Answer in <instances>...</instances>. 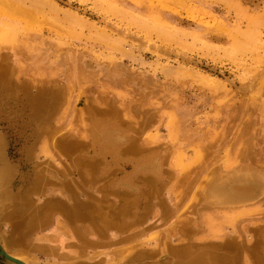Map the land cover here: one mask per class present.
Segmentation results:
<instances>
[{
  "label": "rangeland",
  "instance_id": "rangeland-1",
  "mask_svg": "<svg viewBox=\"0 0 264 264\" xmlns=\"http://www.w3.org/2000/svg\"><path fill=\"white\" fill-rule=\"evenodd\" d=\"M17 1L0 3V246L26 264H264V0Z\"/></svg>",
  "mask_w": 264,
  "mask_h": 264
},
{
  "label": "bare ground",
  "instance_id": "bare-ground-1",
  "mask_svg": "<svg viewBox=\"0 0 264 264\" xmlns=\"http://www.w3.org/2000/svg\"><path fill=\"white\" fill-rule=\"evenodd\" d=\"M11 1L12 0H3V1H1L0 3H2V5H4V7L5 6H11V4L13 5L14 3L16 4V1L14 0V2L13 3H11ZM20 1H22V0H18L17 1V3L18 2H20ZM31 1V0H30ZM33 1H35L32 5H34V6H38V5H40V2H37L38 0H32L31 2H33ZM38 3V4H37ZM37 4V5H36ZM1 5V4H0ZM1 5V7H3ZM18 5H19V3H18ZM18 5H13V6H15V7H13V6H11V7H13L14 9L16 8H18ZM11 7H9L10 9H11ZM22 7V6H21ZM35 7V8H36ZM8 8V9H9ZM12 8V9H13ZM23 8V7H22ZM18 10V9H17ZM20 10H22L21 8H20ZM20 10H18V11H20ZM24 10V9H23ZM111 10H113L111 7H109V11H111ZM25 11V10H24ZM113 12V11H112ZM21 13V12H20ZM114 14H118L117 12H113ZM119 15V14H118ZM134 16H136V15H134ZM127 17H129V19L132 21V23H134V24H136V25H139L143 30H147V27L149 28V29H151V27L150 26H148L147 25V23H145L141 18L142 17H140V16H136V17H133V16H131V15H129V16H127ZM163 32V31H162ZM164 34V33H163ZM167 35L169 36L170 35V33L168 34L167 33ZM166 35V33L164 34V37H165V40H166V42L168 41L167 39H169V37ZM175 35V34H173V33H171V35H170V37H173V36ZM176 36V35H175ZM174 36V37H175ZM163 36H162V38H164ZM176 38V37H175ZM179 38H181V37H178L177 36V39H179ZM214 38V37H213ZM98 39H100V37H98ZM196 39V38H195ZM194 39V41H196ZM198 41V40H197ZM202 41V40H201ZM169 42V41H168ZM206 43H204V45H205ZM121 45V44H120ZM204 48V47H203ZM206 49V48H205ZM124 51V50H123ZM206 77H204V79H205ZM2 79V78H1ZM206 80V82L209 80L208 78H206L205 79ZM205 80H204V83H205ZM210 80H212V79H210ZM201 81V80H200ZM202 83H203V81H201ZM200 82V83H201ZM216 82H217V84H216ZM208 83H210L209 85L210 86H208L207 84ZM213 83H215L216 84V86H215V84L213 85ZM212 84H211V82H207V83H205V84H203V85H205V86H207V88H211L212 86H215L216 88L218 87L217 85H219L218 84V81H214ZM212 85V86H211ZM221 86V84L219 85V87ZM12 88H13V86H12ZM213 88V87H212ZM221 88H222V86H221ZM4 89V88H3ZM218 89V88H217ZM11 91V90H10ZM6 92H7V90H6ZM42 94H40V96H38L40 99L39 100H41L43 103H40V108H44V107H48V102H45L46 101V97H43V96H41ZM2 96V95H1ZM1 98V97H0ZM3 98V97H2ZM11 98H13V97H11ZM30 98V97H29ZM50 98H53V97H50ZM5 99H6V96H5ZM4 99V101H6ZM23 99V98H22ZM22 99H21V101H22ZM31 99L32 98H30V100L29 101H31ZM48 99H49V97H48ZM38 100V101H39ZM3 101V100H2ZM14 101V100H13ZM8 102V101H7ZM27 102V101H26ZM33 102V101H32ZM31 102V103H32ZM35 102V101H34ZM0 103H2V102H0ZM45 103H47V104H45ZM5 104V103H4ZM4 106V105H3ZM26 106H28V105H26ZM33 106H34V104H33ZM37 106V105H36ZM36 106H34V107H36ZM38 106H39V104H38ZM31 107V106H30ZM53 108V107H52ZM31 109V108H30ZM36 110H38V108H36ZM6 112H7V110H6ZM41 112H42V110H41ZM44 112V111H43ZM34 113V112H33ZM45 116H46V114H45ZM44 116V117H45ZM95 117V116H94ZM11 118V117H10ZM32 118V117H31ZM46 118V117H45ZM96 118V117H95ZM101 118V117H100ZM105 118V117H104ZM16 119V118H15ZM111 120V119H110ZM97 121V120H96ZM100 121V120H99ZM98 121V122H99ZM35 122V121H34ZM40 123V122H39ZM111 123V122H110ZM102 124H103V122H102ZM105 125H106V123H105ZM116 125V124H115ZM118 125V124H117ZM112 126V125H111ZM39 127V126H38ZM104 127V126H103ZM120 127V126H119ZM111 129V128H110ZM37 129H35V131H36ZM101 130V129H100ZM113 131V130H112ZM121 131V130H120ZM97 132V131H96ZM100 133V132H99ZM105 133H107L106 131H105ZM104 133V134H105ZM115 133V132H114ZM109 134H111V133H109ZM119 136V135H118ZM111 137H112V135H111ZM108 138V137H107ZM120 138H121V136H120ZM123 138H125V137H123ZM114 139V138H113ZM127 139V138H126ZM94 140H95V138H94ZM97 141H98V139H97ZM125 141V140H124ZM128 141V140H127ZM117 142H115L114 144H116ZM125 143V142H124ZM113 144V145H114ZM126 145H127V142L125 143ZM110 145H112V144H110ZM112 145V146H113ZM118 145V144H117ZM121 145V144H120ZM101 149V148H100ZM107 150H109V149H107ZM134 150V149H133ZM119 153V152H118ZM112 154V153H111ZM152 156H153V154H152ZM116 157V156H115ZM156 157V156H155ZM129 158H131V157H129ZM145 159L147 158V157H144ZM140 159V158H139ZM144 159V160H145ZM133 160H134V158H133ZM143 160V159H142ZM151 160V159H150ZM149 160V161H150ZM147 161V160H146ZM134 162V161H133ZM152 162V161H151ZM139 164V163H138ZM147 164H148V162H147ZM234 164V163H233ZM149 165V164H148ZM157 166V165H156ZM136 167V166H135ZM144 167V166H143ZM147 167V166H146ZM140 169V168H139ZM148 169L150 170V169H154L153 167L152 168H149L148 167ZM145 170V169H144ZM146 171V170H145ZM156 171V170H155ZM136 173V172H135ZM155 173V172H154ZM138 174V173H137ZM142 174H144V172L142 173ZM139 175H141V174H139ZM148 175V174H147ZM135 177H136V175H135ZM131 178H133V177H131ZM131 178H130V180H131ZM2 179V176H0V180ZM129 181V180H128ZM1 182V181H0ZM131 182V181H130ZM133 183V182H132ZM129 183H127V185H128ZM126 185V184H125ZM257 185V183L255 182V180H254V178L253 179H243V180H240V179H235V180H231V181H229V182H227V183H225L224 185H222L221 187H220V189L222 190V191H225L226 193H228L229 195H235V194H237V195H240L241 193H245V192H248V191H251L252 190V188L254 187V186H256ZM132 186V185H131ZM129 188V187H128ZM132 188V187H131ZM258 192V191H257ZM251 193V192H250ZM253 193V192H252ZM20 194V193H19ZM226 197L228 198V195H226ZM233 199V198H232ZM232 202V201H231ZM230 202V203H231ZM24 204V203H23ZM22 206H24V205H22ZM23 208V207H22ZM96 219V218H95ZM30 221H31V219H30ZM104 223V222H103ZM80 224V223H79ZM4 250V249H3ZM5 251V250H4ZM6 252V251H5ZM13 257V256H12ZM15 258V257H14ZM203 259V258H202ZM208 260V259H207ZM195 264V263H194Z\"/></svg>",
  "mask_w": 264,
  "mask_h": 264
},
{
  "label": "water",
  "instance_id": "water-1",
  "mask_svg": "<svg viewBox=\"0 0 264 264\" xmlns=\"http://www.w3.org/2000/svg\"><path fill=\"white\" fill-rule=\"evenodd\" d=\"M256 187H257V185L254 186L252 189H254ZM0 256L2 258H4L6 261H8V262H10L12 264H26L24 261H21V260H19L17 258H14L10 254H8L7 252H5L1 246H0Z\"/></svg>",
  "mask_w": 264,
  "mask_h": 264
}]
</instances>
